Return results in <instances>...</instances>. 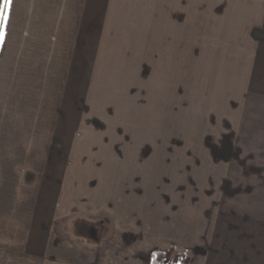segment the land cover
Wrapping results in <instances>:
<instances>
[{
	"label": "rangeland",
	"instance_id": "obj_1",
	"mask_svg": "<svg viewBox=\"0 0 264 264\" xmlns=\"http://www.w3.org/2000/svg\"><path fill=\"white\" fill-rule=\"evenodd\" d=\"M260 38L251 53L213 63L193 53L91 55L86 84L77 71L60 257H86L81 243L97 225L107 241L92 249L93 264H151L154 251L166 254L162 264H264ZM68 214L78 216L70 228Z\"/></svg>",
	"mask_w": 264,
	"mask_h": 264
},
{
	"label": "crops",
	"instance_id": "obj_2",
	"mask_svg": "<svg viewBox=\"0 0 264 264\" xmlns=\"http://www.w3.org/2000/svg\"><path fill=\"white\" fill-rule=\"evenodd\" d=\"M260 37L264 0H13L0 39V264H93L89 254L107 241L93 226L86 257H60L61 197L75 187L77 71L86 84L92 54L193 53L213 63L251 53ZM64 216L68 228L78 220Z\"/></svg>",
	"mask_w": 264,
	"mask_h": 264
},
{
	"label": "snow or ice",
	"instance_id": "obj_3",
	"mask_svg": "<svg viewBox=\"0 0 264 264\" xmlns=\"http://www.w3.org/2000/svg\"><path fill=\"white\" fill-rule=\"evenodd\" d=\"M13 0H0V39L5 35V28L9 21Z\"/></svg>",
	"mask_w": 264,
	"mask_h": 264
},
{
	"label": "trees",
	"instance_id": "obj_4",
	"mask_svg": "<svg viewBox=\"0 0 264 264\" xmlns=\"http://www.w3.org/2000/svg\"><path fill=\"white\" fill-rule=\"evenodd\" d=\"M166 258V254L162 251H154L151 254V264H162Z\"/></svg>",
	"mask_w": 264,
	"mask_h": 264
}]
</instances>
